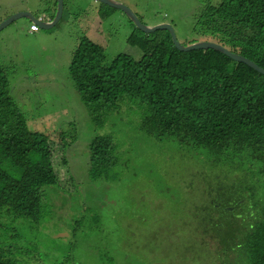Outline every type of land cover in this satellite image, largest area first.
Instances as JSON below:
<instances>
[{"label": "rangeland", "instance_id": "374dc122", "mask_svg": "<svg viewBox=\"0 0 264 264\" xmlns=\"http://www.w3.org/2000/svg\"><path fill=\"white\" fill-rule=\"evenodd\" d=\"M116 1L131 8L144 24H171L184 45L214 40L197 33L194 23L202 22L200 14L221 0ZM110 7L98 0H64L63 15L52 27L30 32L32 21L22 17L0 31V62L30 127L52 137L62 132L77 136L67 149L76 188L61 191L55 185L45 186L44 208L52 207L53 217L46 215L36 228L26 221L20 231L37 237L42 264H243L242 231L255 210L245 205L241 213L235 211V237L230 247L224 246L222 235L230 215L218 210L213 191L215 183H233L240 172L224 180L220 170L182 152L171 140L129 135L139 118L135 115L132 124L134 112L126 109V100L103 118L102 127L93 122L81 100L69 74L81 36L105 48L107 61L121 52L141 54L126 41L135 24L125 11ZM56 9L57 0H0V22L24 10L53 17ZM123 98L140 102L129 95ZM112 122L110 133L123 172L113 182H92L89 144ZM6 168L21 175L16 165L8 163ZM32 246L36 249L35 243ZM36 263L33 258L28 264Z\"/></svg>", "mask_w": 264, "mask_h": 264}, {"label": "trees", "instance_id": "16d2710c", "mask_svg": "<svg viewBox=\"0 0 264 264\" xmlns=\"http://www.w3.org/2000/svg\"><path fill=\"white\" fill-rule=\"evenodd\" d=\"M200 17L204 20L194 23L197 33L264 67V0H221ZM126 41L141 50L139 57L121 52L107 61L105 48L85 35L73 51L69 74L93 122L102 127L103 118L126 100V109L134 112L132 124L135 115L139 118L129 135L171 140L220 170L224 180L240 172L233 183L217 182L213 189L218 210L230 215L223 245L230 247L235 237V211L252 207L255 216L242 231L243 264H264V74L214 48L179 50L167 29L144 32L136 26ZM113 125L89 144L92 182H113L123 172ZM76 137L33 130L0 62V264H28L33 258L42 264L37 237H26L21 226L30 221L36 228L46 215L53 217L52 207L44 208L45 186L76 188L67 158ZM8 163L21 168L19 177L9 172Z\"/></svg>", "mask_w": 264, "mask_h": 264}, {"label": "water", "instance_id": "95a60500", "mask_svg": "<svg viewBox=\"0 0 264 264\" xmlns=\"http://www.w3.org/2000/svg\"><path fill=\"white\" fill-rule=\"evenodd\" d=\"M100 2L106 3L112 7L115 8H120L123 11H125L127 13V15L131 18V20L134 22V24L142 31L144 32H152L158 29H167L170 31L171 36H172V40L175 44V46L179 49V50H191V49H198V48H214L217 50H220L222 52H224L225 54H227L228 56H230L231 58H233L234 60L237 61H241L244 62L246 64H248L249 66L257 69L258 71H260L261 73L264 74V67L258 65L257 63H255L253 60L249 59L248 57L233 52L231 50H229L227 47L223 46L222 44L213 41V40H203V41H198V42H194L188 45H184L182 44L175 33V30L173 28V26L169 23H161V24H156V25H147L144 24L140 18L135 14V12L129 8L128 6H126L123 3H120L116 0H98ZM63 9H64V0H57V9L55 12V16L52 20H44L42 17L39 16H35L33 15L30 11L28 10H24V11H19L16 12L14 14H12L11 16H9L8 18L4 19L3 21L0 22V31L5 28L7 25H9L11 22L19 19V18H29L32 22H36L40 27L42 28H49L54 26L62 17L63 15Z\"/></svg>", "mask_w": 264, "mask_h": 264}, {"label": "built area", "instance_id": "2783aa9c", "mask_svg": "<svg viewBox=\"0 0 264 264\" xmlns=\"http://www.w3.org/2000/svg\"><path fill=\"white\" fill-rule=\"evenodd\" d=\"M30 29L31 30H38L39 29V26L36 22H32L31 25H30Z\"/></svg>", "mask_w": 264, "mask_h": 264}, {"label": "crops", "instance_id": "0c3cea01", "mask_svg": "<svg viewBox=\"0 0 264 264\" xmlns=\"http://www.w3.org/2000/svg\"><path fill=\"white\" fill-rule=\"evenodd\" d=\"M54 16H55V15H54ZM54 16H53V17H50V16H49V17L39 16V17H42L44 20H45V19H47V20H52V19L54 18ZM36 31H38V30H31V29H30V32H36Z\"/></svg>", "mask_w": 264, "mask_h": 264}, {"label": "clouds", "instance_id": "9594fccd", "mask_svg": "<svg viewBox=\"0 0 264 264\" xmlns=\"http://www.w3.org/2000/svg\"><path fill=\"white\" fill-rule=\"evenodd\" d=\"M39 26V25H38Z\"/></svg>", "mask_w": 264, "mask_h": 264}]
</instances>
